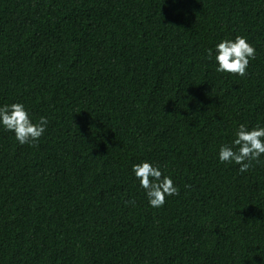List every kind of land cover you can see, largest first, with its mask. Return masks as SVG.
Masks as SVG:
<instances>
[{
    "label": "trees",
    "instance_id": "1",
    "mask_svg": "<svg viewBox=\"0 0 264 264\" xmlns=\"http://www.w3.org/2000/svg\"><path fill=\"white\" fill-rule=\"evenodd\" d=\"M238 35L246 76L217 72ZM13 103L48 125L33 146L0 124V264H264V154L218 155L264 127V0H0ZM142 161L179 190L160 208Z\"/></svg>",
    "mask_w": 264,
    "mask_h": 264
},
{
    "label": "clouds",
    "instance_id": "2",
    "mask_svg": "<svg viewBox=\"0 0 264 264\" xmlns=\"http://www.w3.org/2000/svg\"><path fill=\"white\" fill-rule=\"evenodd\" d=\"M255 48L243 36H236L234 40H222L216 45L215 60L218 64L217 72L246 76V69L250 59H255ZM208 58H212V50H208ZM0 124L14 132L16 140L21 144L35 142L46 131L48 119L41 116L38 122H33L28 111L22 103H13L0 107ZM232 145L224 144L219 149L221 163H235L239 165L241 173L247 172L253 162L259 163V158L264 154V127L257 125L249 129L245 124H240L235 132ZM133 172L145 190L151 207L160 208L166 202V197L179 195L178 188L173 180L163 175L158 166L142 161L133 165ZM129 203V202H126ZM130 203L134 204L135 201Z\"/></svg>",
    "mask_w": 264,
    "mask_h": 264
}]
</instances>
